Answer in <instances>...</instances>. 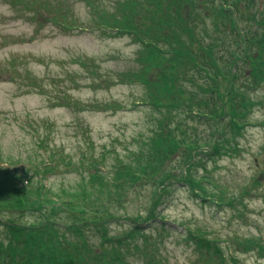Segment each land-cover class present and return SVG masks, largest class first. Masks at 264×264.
Masks as SVG:
<instances>
[{
	"label": "rangeland",
	"instance_id": "rangeland-1",
	"mask_svg": "<svg viewBox=\"0 0 264 264\" xmlns=\"http://www.w3.org/2000/svg\"><path fill=\"white\" fill-rule=\"evenodd\" d=\"M34 1L39 6L33 8ZM93 1L98 4V0ZM248 1L242 0L240 5L245 20L257 6L255 2L250 8ZM12 2L16 0H0V166L16 172L20 187L35 191L43 185L46 195L54 198L62 187L74 189L83 183L88 186L90 173L103 171L114 178L118 160L136 166V157L148 154L151 139L157 132L167 133L168 126L177 137H182L183 130L203 144L210 142L202 150H211L219 138L209 134L214 119H185L184 115L176 121L180 112L173 109L172 114L177 116L173 121L166 120L170 108L151 105L149 88L138 77L146 66L141 60L142 50L130 35L119 37L113 31L98 30L94 10L84 1L22 0L21 4L10 5ZM44 4L49 5L47 9ZM51 11L60 14L59 23L51 19ZM72 19L77 28L63 30L62 22ZM250 70L245 68L238 85L254 105L246 126L235 133L239 135L231 143L232 152L219 156V160L197 158L196 176H209L216 183L205 184L211 195L206 200L196 198L188 186L172 180V191L163 199L159 211L163 209L175 232L163 233V229L170 230L164 223L154 229L143 223L145 237L153 242L150 254L163 264L207 262L202 252L183 240L188 235L187 228L206 231L218 242L223 257L216 256L212 264H264V182L257 188L250 186L259 170L264 171V82L257 88L253 86ZM160 73V69H153L148 80L155 81ZM189 85L180 82L178 86L187 90V97L197 100ZM196 128L200 133H193ZM45 164L54 172L42 179V173L35 172H42ZM172 166L177 167V160ZM26 172L35 177L24 178ZM180 172L176 168V173ZM248 189L251 195H242ZM154 192L155 188L148 185L134 188L130 201L119 207L121 218L108 221L113 235L125 230L122 241L128 248L133 247L131 231L136 227L128 217L147 216ZM228 200L237 203L235 207L229 206ZM217 203L223 206L219 208ZM25 219L27 223L36 221L35 217H23L22 221ZM95 230L87 237L96 248L101 237ZM246 239L261 243L263 251L258 247L246 251L240 244ZM0 241H8L2 226ZM130 259L134 264L143 263L136 256Z\"/></svg>",
	"mask_w": 264,
	"mask_h": 264
},
{
	"label": "trees",
	"instance_id": "trees-1",
	"mask_svg": "<svg viewBox=\"0 0 264 264\" xmlns=\"http://www.w3.org/2000/svg\"><path fill=\"white\" fill-rule=\"evenodd\" d=\"M80 1L94 10L98 30L113 31L119 37L130 35L132 42L140 46L141 60L146 66L138 77L149 88L151 105L170 108L166 120L173 121L177 116L172 114L173 109L180 112L176 121L184 115L185 119H214L215 125L209 128V134L219 138L211 150L204 151L202 149L210 142L203 144L183 130L182 137H177L168 126L167 133L157 132L151 139L148 154L136 157V166L118 160L120 165L114 178L103 171L90 173L88 186L83 183L74 189L62 187L55 192L54 198L46 195L47 188L43 185L35 191L20 187L16 172L0 166V226L8 235V241H0V264H134L131 256L139 257L142 264H163L150 254L153 242L145 237L143 223L153 229V225L165 222L158 208L172 191V180L185 183L196 198L206 200L211 195L205 184L216 183L209 176H196L197 158L219 160V156L232 152L231 143L239 135L235 133L246 126L245 120L254 104L248 93L241 90L238 80L243 77L245 68H251L253 86L257 88L264 82V32L261 33L264 0L248 1L250 8L255 2L257 6L255 13L246 20L240 6L242 0H98L97 5L93 0ZM21 3L22 0H16L10 4ZM32 6H39L38 2L34 1ZM45 6L47 9L49 5ZM51 14V19L59 23L60 14L54 15L53 11ZM61 26L69 32L78 25L72 19L62 22ZM153 69L161 70L155 81L148 80ZM180 82L190 84L188 87L195 90L197 100L194 96L187 97V90L178 86ZM176 129L180 132L177 125ZM226 129H230L228 133ZM193 133H200L199 129H194ZM176 160L180 173L172 166ZM43 167L42 172H35L42 173V179L54 172L50 165ZM22 176L35 177L29 172ZM263 182L264 171L259 170L250 186L257 188ZM145 185L155 188L153 202L147 209V216L128 217L136 226L131 231L133 247L128 248L122 241L125 230L113 235L109 224L121 218L119 207L130 201L134 188ZM245 191L242 195H251V189ZM215 194L212 195L222 196ZM223 204L217 203V206L220 208ZM227 204L235 207L237 203L228 200ZM47 206L50 208L46 209ZM23 217H35L36 221L27 223L26 219L22 221ZM94 228L96 236L101 237L96 248L87 237ZM187 230L185 242L202 252L208 259L205 264H212L216 256L223 257L218 242L208 238L207 232ZM162 232L169 231L163 229ZM240 244L248 252L262 246L253 239Z\"/></svg>",
	"mask_w": 264,
	"mask_h": 264
}]
</instances>
